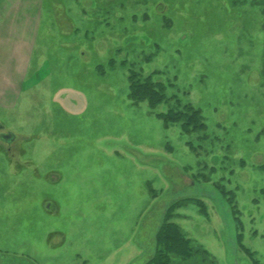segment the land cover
Wrapping results in <instances>:
<instances>
[{
  "label": "rangeland",
  "instance_id": "1",
  "mask_svg": "<svg viewBox=\"0 0 264 264\" xmlns=\"http://www.w3.org/2000/svg\"><path fill=\"white\" fill-rule=\"evenodd\" d=\"M37 1L26 73L0 41V264H145L166 220L170 264H264V1Z\"/></svg>",
  "mask_w": 264,
  "mask_h": 264
},
{
  "label": "trees",
  "instance_id": "2",
  "mask_svg": "<svg viewBox=\"0 0 264 264\" xmlns=\"http://www.w3.org/2000/svg\"><path fill=\"white\" fill-rule=\"evenodd\" d=\"M160 85V82L150 77L143 81L132 79L130 84L132 96L140 99L146 98L149 103L156 104L165 99L164 93L158 88ZM163 116L168 121L180 120L185 129L202 125V116L199 111L189 106L180 111L169 110ZM177 203L173 202L168 210ZM189 242V238L184 235L176 223L166 220L155 233V251L145 264H170V253L181 256L190 255L193 250Z\"/></svg>",
  "mask_w": 264,
  "mask_h": 264
},
{
  "label": "crops",
  "instance_id": "3",
  "mask_svg": "<svg viewBox=\"0 0 264 264\" xmlns=\"http://www.w3.org/2000/svg\"><path fill=\"white\" fill-rule=\"evenodd\" d=\"M41 4L37 0H1L0 7L3 12H10V16L0 18V41L11 38V55L13 57V64H15L17 71L26 73L29 68L30 62V48L33 45V39L31 35L25 32L27 29H35V23L37 18V12H31L35 5ZM23 16H25L24 19ZM20 30V32H18ZM38 34H36L37 36ZM12 63V62H11Z\"/></svg>",
  "mask_w": 264,
  "mask_h": 264
},
{
  "label": "water",
  "instance_id": "4",
  "mask_svg": "<svg viewBox=\"0 0 264 264\" xmlns=\"http://www.w3.org/2000/svg\"><path fill=\"white\" fill-rule=\"evenodd\" d=\"M2 137H4V139H6L7 142H10V141H12L13 134L9 132L7 134H2Z\"/></svg>",
  "mask_w": 264,
  "mask_h": 264
},
{
  "label": "flooded vegetation",
  "instance_id": "5",
  "mask_svg": "<svg viewBox=\"0 0 264 264\" xmlns=\"http://www.w3.org/2000/svg\"><path fill=\"white\" fill-rule=\"evenodd\" d=\"M263 1H264V0H263ZM13 140H14V139L12 138V141H13ZM12 141H11V142H12Z\"/></svg>",
  "mask_w": 264,
  "mask_h": 264
}]
</instances>
